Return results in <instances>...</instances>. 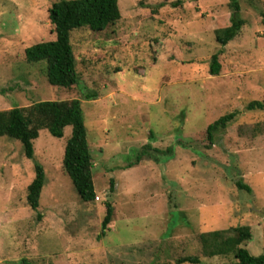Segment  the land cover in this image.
<instances>
[{
	"label": "rangeland",
	"instance_id": "1",
	"mask_svg": "<svg viewBox=\"0 0 264 264\" xmlns=\"http://www.w3.org/2000/svg\"><path fill=\"white\" fill-rule=\"evenodd\" d=\"M57 1L0 0V112L81 100L98 199L83 202L63 169L71 126L62 138L40 131L34 160L20 141L0 138V264H176L188 255L230 264L205 258L199 236L237 226L251 227L246 247L261 255L264 110L247 106L264 100V0L242 2L246 24L224 47L215 31L230 25L228 0H119L118 23L72 33L79 80L70 89L50 86L45 65L25 58L55 40ZM233 112L209 146L208 126ZM147 144L173 155L129 168ZM36 164L46 173L38 211L27 203ZM107 202L113 220L100 238Z\"/></svg>",
	"mask_w": 264,
	"mask_h": 264
},
{
	"label": "trees",
	"instance_id": "2",
	"mask_svg": "<svg viewBox=\"0 0 264 264\" xmlns=\"http://www.w3.org/2000/svg\"><path fill=\"white\" fill-rule=\"evenodd\" d=\"M243 1L228 0L231 11L230 25L215 31L216 40L222 47L239 36L246 24L241 16ZM121 17L119 0H58L49 9V20L54 29L55 40L28 47L25 50L26 62L31 65L44 64L45 76L50 86L70 89L77 85L79 80L77 60L71 41L72 33L83 28L101 32L118 23ZM211 61V74L219 75L221 64L218 54H215ZM95 97L96 94L87 95L88 99ZM247 109L264 110V100L250 102ZM235 117L234 112L229 113L208 126L209 146L215 144L216 134L225 129ZM69 126L72 127V136L65 147L63 169L71 179L80 199L85 203H91L97 198L93 180L94 162L81 100L41 101L29 107H15L0 112V138L7 137L20 141L25 156L32 160L35 159L34 145L40 131L46 129L52 136L62 138L65 128ZM154 153L169 157L173 155V148L162 151L147 144L137 153L135 162H130L128 167L139 164L144 157H152L159 162L160 158ZM45 179L44 167L36 164L35 178L27 189V203L34 211L40 208ZM236 186L240 191L253 194L252 188L241 180L236 182ZM111 191H114V180H111ZM105 207L106 215L102 222L100 238L106 235L114 214V206L110 202H107ZM252 239L253 234L249 226L216 230L199 236L202 255L205 258L226 257L232 260L230 264H264V252L255 256L246 247ZM187 263L202 264V259L200 256L188 255L176 260V264ZM23 264L30 262L23 260Z\"/></svg>",
	"mask_w": 264,
	"mask_h": 264
},
{
	"label": "built area",
	"instance_id": "3",
	"mask_svg": "<svg viewBox=\"0 0 264 264\" xmlns=\"http://www.w3.org/2000/svg\"><path fill=\"white\" fill-rule=\"evenodd\" d=\"M97 199H98V197H97Z\"/></svg>",
	"mask_w": 264,
	"mask_h": 264
}]
</instances>
